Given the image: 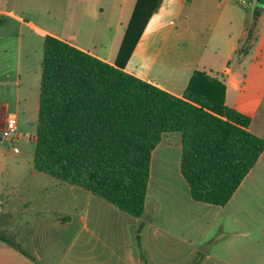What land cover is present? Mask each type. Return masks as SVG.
Listing matches in <instances>:
<instances>
[{"label": "crops", "instance_id": "0c3cea01", "mask_svg": "<svg viewBox=\"0 0 264 264\" xmlns=\"http://www.w3.org/2000/svg\"><path fill=\"white\" fill-rule=\"evenodd\" d=\"M135 3L136 0H0V130L6 115L14 112L18 134L31 141L33 147L30 157H19L10 164L0 159V235L17 246L0 240V264H155L148 259L149 245L159 241L168 229L163 222L165 214L157 208L160 192L150 188L152 162L169 161L160 157L171 153L172 140L179 147L180 160L179 133H165L152 150L144 212L133 217L90 191L35 171V131L25 136L18 124L19 112L27 114L34 109L27 55L37 50L45 34L114 64ZM243 3L244 0H162L124 69L176 96L183 94L195 70L223 74L226 105L250 116L248 129L264 138V106L261 108L256 97L259 90H264V81L256 77L247 80L240 72V62L233 64L246 35L247 22L252 20L248 21L246 12H237L234 16L228 14L225 24H220L225 9ZM205 23L214 28L236 29L229 53L222 62L212 63L214 66L200 60L206 42L198 40L196 30ZM37 110L38 102L36 119ZM258 116H262L261 121L256 119ZM177 166L179 169V161ZM189 199L188 223L209 214L206 226H213L215 233L205 239L206 252L196 247L206 241H195L194 245L190 239L183 241L188 248L184 264H264V150L224 206L199 207L193 204L198 201ZM236 244L238 250L234 248Z\"/></svg>", "mask_w": 264, "mask_h": 264}, {"label": "trees", "instance_id": "16d2710c", "mask_svg": "<svg viewBox=\"0 0 264 264\" xmlns=\"http://www.w3.org/2000/svg\"><path fill=\"white\" fill-rule=\"evenodd\" d=\"M161 2L136 0L114 64L51 34L40 61L34 170L133 217L144 212L151 153L165 133L180 135L190 198L216 206L229 201L264 150V138L248 129L250 116L226 105L223 74L195 70L176 96L124 69ZM260 13L253 10L246 43Z\"/></svg>", "mask_w": 264, "mask_h": 264}, {"label": "rangeland", "instance_id": "374dc122", "mask_svg": "<svg viewBox=\"0 0 264 264\" xmlns=\"http://www.w3.org/2000/svg\"><path fill=\"white\" fill-rule=\"evenodd\" d=\"M231 5V4H230ZM232 6V5H231ZM259 7L264 9V0L262 3L258 0H244L243 6L228 7L220 16V24L228 18V14L231 16L236 15L237 12H246L248 21L252 20L253 10ZM214 11H219L215 9ZM218 13V12H217ZM216 17V16H215ZM248 27L251 22H247ZM196 26L197 24L194 23ZM209 24V23H208ZM207 23L202 24L198 30H196V36L200 42L205 41L206 47H202L201 50V63L206 65H212L220 63L224 60V57L229 53L231 45V36L236 33V29L227 30L222 27H209ZM0 28H3L0 27ZM43 42L38 43L37 50H33L29 56V76L31 78L30 88L34 94L31 109L27 114L18 113L19 131L26 135H34L35 131V104L38 102L39 82H40V61L42 56ZM240 62V72L245 74L247 80L256 77L264 81V10L261 15L260 23L255 29L254 38L248 43L245 42V36L241 39L236 56L233 59V64ZM213 63V64H212ZM256 97L260 100L261 108L264 106V90H259ZM263 110L260 111V114ZM6 118V117H5ZM258 121L262 119V116L256 118ZM261 123V122H260ZM1 129V128H0ZM176 134V133H175ZM20 150L15 155L12 153V142H8L3 136L0 130V159L7 163L14 162L17 158L30 157L33 150L32 142L22 138L14 143ZM172 150L168 155H161L160 158H168L167 163L161 160L154 159L152 162V179L151 189L159 190L161 197L157 195V202L161 200L159 206L162 212L165 214V220L163 221L165 227L168 229L164 236L159 238L155 244L151 242L148 248L149 258L155 264H184L187 262L186 255L188 254V248L183 241L192 240L193 245L195 241H206L196 246L197 249L207 244L209 236L215 233L213 226H208L207 222L209 214H201L200 217L194 219L190 224L187 221L190 212V206H188L189 193L187 190V184L180 175L177 162L179 161V147L175 146V140H172ZM7 175V171L5 172ZM159 198V199H158ZM191 201V200H190ZM193 203V201H192ZM195 206L205 207L213 205H206L202 202H194ZM207 208V207H206ZM186 213V214H185ZM191 225V226H190ZM207 229V230H205ZM240 242V241H238ZM241 243V242H240ZM179 245V248L174 246ZM184 245V247H183ZM239 245L236 244L234 248L239 249ZM251 248V247H249ZM248 248V249H249ZM196 254V253H195ZM141 256V253L138 254ZM199 255V253H197ZM184 257V260H176L178 257ZM196 256V255H195ZM149 261V260H148ZM191 264V262H189Z\"/></svg>", "mask_w": 264, "mask_h": 264}, {"label": "built area", "instance_id": "2783aa9c", "mask_svg": "<svg viewBox=\"0 0 264 264\" xmlns=\"http://www.w3.org/2000/svg\"><path fill=\"white\" fill-rule=\"evenodd\" d=\"M2 136L13 143L11 149L14 154L20 152L19 148L14 144L18 140L24 138L17 132V115L14 112H9L6 115L4 125L2 128Z\"/></svg>", "mask_w": 264, "mask_h": 264}, {"label": "water", "instance_id": "95a60500", "mask_svg": "<svg viewBox=\"0 0 264 264\" xmlns=\"http://www.w3.org/2000/svg\"><path fill=\"white\" fill-rule=\"evenodd\" d=\"M206 246H207V244L205 245V248H204V246L200 247L199 248V251L206 252L207 251Z\"/></svg>", "mask_w": 264, "mask_h": 264}]
</instances>
